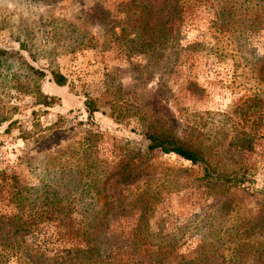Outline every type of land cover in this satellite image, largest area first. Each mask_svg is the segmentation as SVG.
Returning <instances> with one entry per match:
<instances>
[{
	"label": "rangeland",
	"instance_id": "rangeland-1",
	"mask_svg": "<svg viewBox=\"0 0 264 264\" xmlns=\"http://www.w3.org/2000/svg\"><path fill=\"white\" fill-rule=\"evenodd\" d=\"M210 1L181 0L174 14L166 0H0L7 264H52L88 245L107 249L106 264H264V0ZM140 2L151 5L149 26L167 21L168 42L146 52ZM86 98L99 106L91 118ZM151 126L248 181L224 184L149 152ZM242 133L251 151L235 143ZM87 138L96 142L83 151Z\"/></svg>",
	"mask_w": 264,
	"mask_h": 264
},
{
	"label": "trees",
	"instance_id": "trees-1",
	"mask_svg": "<svg viewBox=\"0 0 264 264\" xmlns=\"http://www.w3.org/2000/svg\"><path fill=\"white\" fill-rule=\"evenodd\" d=\"M137 2V0H132V2ZM168 1L169 5L167 7L169 10L174 14H177L178 11H180L181 7L179 6V3L181 0H166V3ZM184 4L189 8H199V7H211L213 8V3L210 0H182ZM142 6V9H145V13L143 14V19L140 20V26L142 27L141 31L138 30V40L140 41V50L142 52L148 51V49H153L158 46H162L164 43L168 42V38L166 37V34L164 32V27L166 25L167 21L161 22L160 24H153L149 26V17L151 5L146 4L145 2L139 3ZM147 9V10H146ZM214 9V19L217 21V16L215 14ZM149 26V27H148ZM148 29L147 32L150 33V36L146 38V36H143V31ZM170 42H173L170 41ZM20 48L24 49L25 45L24 43L20 44ZM16 54V53H15ZM8 55L6 51L0 49V57ZM33 60V59H32ZM33 74L37 75L38 77H44V73L42 71L34 70ZM51 75V81L58 87H64L67 85L68 81L67 78L61 74L57 70L50 71ZM46 105V103H45ZM84 107L86 110V113L88 114V117L91 118V116L98 112L99 106L97 105V100L95 99H89L86 98L84 101ZM90 137L95 138V135H91ZM144 140L146 142V148L149 152L153 151H160L163 154H174L182 159L190 162L192 165H196L202 169L204 172V176L206 178H213L215 181H220L224 184L236 186V185H243L245 182L248 181V177L246 176L245 172L238 173V171L234 172H219L216 167L211 166L207 159H205L203 153L199 150H197L194 146L191 144L185 142L183 139L176 138L172 134L166 132L162 128H157L154 126H151L147 128L143 133ZM96 139V138H95ZM85 146L81 149L88 150L90 149L96 142H94L90 139H85ZM93 142V143H92ZM236 144L239 145L240 149L242 151H251L252 150V140L242 133V135L236 140ZM51 198L47 199L49 205L53 204L54 198L50 200ZM63 209V208H62ZM45 211V214L50 215L49 218H51V213H58V209L47 207ZM67 216L64 215L63 219H65ZM58 220V218H57ZM59 223H64L61 219H59ZM66 227L65 225H63ZM59 229V228H58ZM61 232V231H60ZM90 231H85L82 234L83 238H87L88 241H91L92 239H95V237H91ZM97 236V235H96ZM5 249V248H4ZM17 249H20V247H17ZM27 249H31V247H28ZM19 251V250H18ZM107 252L106 248H100L96 249L94 247H90L89 245L86 246L84 250H81L79 248L73 247L69 250L61 249V253H56L53 256V262L52 264H106V259L104 257V254ZM17 253V252H15ZM96 253L95 258H92V254ZM20 260V257H19ZM8 258L2 257L0 254V264H7ZM24 264L25 262L22 261Z\"/></svg>",
	"mask_w": 264,
	"mask_h": 264
}]
</instances>
